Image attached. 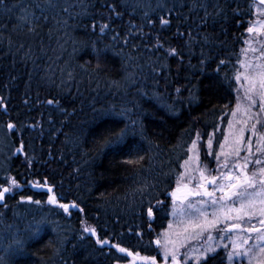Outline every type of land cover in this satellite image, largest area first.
Returning <instances> with one entry per match:
<instances>
[{
    "label": "trees",
    "instance_id": "obj_1",
    "mask_svg": "<svg viewBox=\"0 0 264 264\" xmlns=\"http://www.w3.org/2000/svg\"><path fill=\"white\" fill-rule=\"evenodd\" d=\"M37 2L6 0L9 6L34 7ZM203 2L210 13L219 5L225 15L201 26L204 10H192L193 0H59L60 7L74 6L72 17L58 7L48 13L47 21H41L38 35L27 34L24 28L15 30L19 7L11 13L0 8V98L8 109L7 114L0 113V128L12 123L15 131L5 137L12 146L23 145L21 155L5 163L0 160L2 174L7 172L21 187L15 195L6 196L4 204L10 209L0 213L4 218L0 247L6 248L16 238L26 240L25 249L10 257L11 264H116L117 257H124L115 249L97 246L91 237L84 235L81 240V221L96 229L97 238L153 255L155 237L166 228L169 209L154 208L150 220L149 202L165 200L173 189L196 132L204 142L212 133L215 149L216 129L221 132L235 106L238 88L234 80L229 87L224 75L231 76L234 66L240 67L237 61L249 36L246 29L253 24L254 6H258L248 0ZM108 3L115 4L122 15L110 14ZM81 4L86 5L83 11ZM169 8H173L170 16ZM145 11L152 26L143 18ZM161 16L171 23L162 27ZM104 23L110 27L101 33ZM130 24L143 25V33L135 29L129 33ZM178 30L185 33L184 38L178 37ZM188 31L194 37L190 46H186ZM116 33L119 37L114 40ZM157 38L164 49L177 48L182 59L166 55L164 49L153 50ZM29 48L30 58L25 55ZM220 59L231 62L217 76ZM190 94L196 99L190 101ZM122 110L126 115L114 114ZM133 120L137 124L130 138L142 145L138 155L144 159L128 164L125 161L134 157L110 151L101 137L109 129L131 127ZM26 149L29 154L24 153ZM0 184L5 185L1 178ZM49 195L59 203L77 202L84 210L72 213L65 222L71 231L63 247H58V235L48 231L38 242L28 239L23 223L15 221L14 228H4L11 224V209L21 197L44 203ZM165 204L169 205V199ZM128 260L122 258L119 264ZM212 264H220V257Z\"/></svg>",
    "mask_w": 264,
    "mask_h": 264
},
{
    "label": "snow or ice",
    "instance_id": "obj_2",
    "mask_svg": "<svg viewBox=\"0 0 264 264\" xmlns=\"http://www.w3.org/2000/svg\"><path fill=\"white\" fill-rule=\"evenodd\" d=\"M258 4L264 14V0H258ZM139 6V5H137ZM19 7L20 15L16 17V31L20 28L26 29L27 34L38 35V29L41 26V21L48 20V13L54 12L58 7L60 11L65 13L69 18L72 17L73 5L60 7L59 0H44L43 4L38 2L33 6H23L12 4L9 6L6 4V0H0V8H3L7 13H11L13 9ZM82 11L86 8V5H80ZM110 14H114L119 17L122 15L118 11L117 6L112 3L106 4ZM159 7H163L160 5ZM175 7V6H174ZM197 8H203L204 15L200 17L201 26H207L209 20L215 23V17H222L225 15V10L219 5L215 6L214 14L208 11V6L203 0H193L192 10ZM37 10L39 15H37ZM173 8L166 10L167 15L170 16ZM81 13H77L80 15ZM144 20L149 26L154 24L153 20L149 17L148 11L144 12ZM57 23L67 24V20H57ZM159 23L162 27L168 26L171 21L165 16L159 18ZM95 30L96 25H92ZM109 24L104 23L99 27V31L104 33L109 29ZM4 30L8 28L7 24L3 25ZM138 30L143 33V25L130 24L128 32L132 33L133 30ZM248 33L257 34L258 48H254L249 44V49L252 52H259V55L255 57V62L252 60H246L244 62L237 61L240 64L239 68H235L232 75L225 73L224 80L228 82L229 87L232 86L234 80L239 85L235 91L238 93L237 102L234 109L231 111V116L236 117L242 113L243 120H237L236 123L243 125L239 128L233 127V121H228V130L231 136L229 143V137L225 136V142L219 144V151H211L213 148L212 136L209 134L208 140L205 142V147L210 151L207 155L214 157L219 167L225 169L224 172H220L219 175H212L210 177L205 176V172L200 170V182L195 187L190 188L187 183L182 186L178 183L177 187L168 192L165 196V200H171V215L176 221V227L173 228V223L169 222V233H161L158 235L154 243L161 249L158 255L163 257L164 264H212L213 260L220 257V253L217 251L219 245L213 246L212 231L219 228L223 223L224 227L219 228L221 232L227 233L228 239L231 244H224L222 247L225 251V257H220V264H233L235 258H239L243 264V261H247V264H264V119L261 115L264 114V19L260 20L255 27H248L246 29ZM2 35V34H0ZM177 35L180 38H184L185 33L177 31ZM188 40L186 46H190L194 39L191 31L187 32ZM119 37V33L113 36L116 40ZM255 38V37H254ZM207 40V38H205ZM127 38L124 39V43H127ZM9 47H11V38H8ZM245 43H249L245 41ZM20 48H24L23 44L19 45ZM157 51L164 49V45L157 43L154 45ZM93 52L99 56L100 50H98L95 44L92 45ZM166 55L173 57H180L182 59V53L175 47H169L164 49ZM26 57H31V49L26 52ZM230 60L220 59L216 68L217 76L222 68H226L230 63ZM201 71L206 64L203 52L201 53ZM242 69V70H241ZM155 70V68H154ZM71 75V73H69ZM242 90V96L239 93ZM179 91V90H178ZM194 94H190V101L195 100ZM244 101L242 104L241 101ZM3 98H0V106H2ZM58 103V101H56ZM48 104L54 103L53 100H48ZM228 108V105H224ZM257 111H253V109ZM116 115H126L122 110L120 113H114ZM103 123V122H102ZM137 121H131V127L125 125L123 128L109 129V134L106 137H101L104 140V145L110 151L118 154H124L129 157L125 161L128 164L138 163L144 159L143 156H139L142 145H140L135 139L130 138V133L135 135V127ZM259 126V127H258ZM8 129H13L15 126L12 123H8ZM219 130V129H217ZM245 131H250L251 135L247 140L244 138ZM143 135V132H140ZM253 137L255 140V148L253 146ZM202 139L199 132H196L195 138L191 140L190 146L187 148V152L193 155H189L188 160H185L181 167L189 164L190 160H199L197 153L198 142ZM226 144H229L228 150H225ZM19 151V149L17 150ZM244 153L242 156L241 153ZM222 161V162H221ZM31 164V161H29ZM250 165L252 166L250 168ZM233 172L236 174L234 175ZM184 174L182 173L181 176ZM190 180L191 178L188 177ZM224 180L227 183H220ZM4 184H0V202L6 201V194L12 191L13 187L18 186L14 178H6ZM212 185L213 190L209 191L206 185ZM148 189H153L154 185H148ZM52 191L51 188L48 189ZM217 192L220 193L217 196ZM150 194V193H149ZM192 197H207V200H199L196 202L184 201ZM24 200V197H21ZM28 201L40 205V200H32L29 196L26 198ZM165 200L157 199L156 204L152 205L149 202L146 214L147 217L153 218L154 208L162 210L168 208L169 205L165 204ZM177 201L179 204L177 205ZM49 204H58V207L63 210L64 213H70L71 208H79V205L75 202L72 203H58L57 198L53 195L48 196ZM206 206V207H205ZM7 207V204H4ZM212 209L208 211L207 209ZM81 212L84 210L79 208ZM255 221V222H253ZM48 223L47 220H40L30 225L27 236L28 239H43L40 233L44 230V225ZM85 226L82 229V233H90L91 236H96V229L86 224V221H81ZM149 230H151V223H149ZM255 234V242L249 245V240L253 238ZM139 236L140 234L137 233ZM232 235L235 239H232ZM160 236H163V242H161ZM84 235L81 234L80 239L84 240ZM222 239L225 237H221ZM203 241L200 247H196L193 242ZM98 245H108L110 250L115 249L117 253L125 254L124 257H117L116 264H119V260L126 257H132L133 261L138 257L143 264H159L157 256L144 255L141 256L138 251H130L127 247L121 246L119 242L112 243L107 239L97 238L95 241ZM26 247V240L16 238L10 243L0 255V264H11L10 257L15 253L22 252ZM180 249H185V252L180 253ZM182 255V259L180 256Z\"/></svg>",
    "mask_w": 264,
    "mask_h": 264
},
{
    "label": "rangeland",
    "instance_id": "obj_3",
    "mask_svg": "<svg viewBox=\"0 0 264 264\" xmlns=\"http://www.w3.org/2000/svg\"><path fill=\"white\" fill-rule=\"evenodd\" d=\"M254 13H255V20H254L253 24L251 25L252 27H255L260 20L264 19V14H262V9H261V7L259 5L258 6H254ZM257 39H258L257 34L249 33V36H248V39H247V41L249 43H246V46H245V48H244V50L242 52V55H241V61L240 62H244L246 60H252L253 62H255V57L259 55V52L258 51L255 52V53L252 52L249 49V44H251V46L254 47V48H258L259 45L257 44ZM238 87H239V85H238ZM242 94L243 93H242V90H241L239 95L242 96ZM237 95H238V93H236L235 104L237 102ZM241 103L243 104L244 101L242 100ZM234 107H233V109H234ZM253 111L255 112V111H257V109L254 108ZM261 118L264 119V114L261 115ZM243 119H244V116H243L242 113L238 114L236 117H232L231 113H230V115L228 116V118L226 119V121H225V123L223 125V128H222L221 132H219L217 130L218 128L216 129V132H217V144L215 146V149L212 148L211 151H219V144L225 142V136L229 137V143H230L231 136H230L229 130H228V121L232 120L233 121V127L234 128H239V127H242L243 125L236 123V121L237 120H243ZM250 135H251L250 131H245V133H244L245 140H247ZM255 140H256V138L253 137V146H254V148H255ZM213 141H214V139H213ZM204 145H205L204 141L200 140L198 142V149H197V153L195 155H198L199 160H196V159L190 160L188 165H186L184 167H181V171H180V174L178 176L177 182H176V184H175V186L173 187L172 190H174L177 187L178 183L181 186L183 184L187 183L190 188L195 187V185L200 182V170H203L205 172V176H208V177H210L212 175H219L220 172H224L225 171V169L222 166L219 167V172L216 171V169L218 168L217 162L214 159V157L207 155V152L210 151V150L207 149ZM228 148H229V144H226L225 150H228ZM13 155H14V150H13L12 146L9 144V142L7 141L5 136H3V137L1 136L0 137V160H2L3 163H5V161L10 159V157H12ZM189 155H193V154L188 153L187 149H186V158H185V160H188ZM241 155L243 156L244 153L242 152ZM204 156H207L205 158L206 161L203 160ZM184 161H183V163H184ZM251 167L252 166L250 165V168ZM182 173L184 174L183 176H181ZM233 174L235 175L236 173L233 172ZM188 177H190L191 179L189 180ZM0 178L5 183L6 178H12V177L9 174H7V172H4V174H2V172L0 170ZM219 182L220 183H227V181H224V180H221ZM4 186H8V185L5 183ZM20 189H21V187L19 185L16 186V187H13L12 191L7 193L6 196L15 195L17 193V191H19ZM212 190H213V186H210V191H212ZM219 195H220V193L217 192V196H219ZM201 199L207 200L208 198L207 197L206 198L200 197L198 199H192L191 197H188V199L185 200L184 202L185 203H187L188 201L196 202V201H199ZM178 204H179V201H177V205ZM0 208H1L0 213H2L4 211L6 212L8 209H10V208L4 207V203H3V205H0ZM42 209H43V205H33V204H31L30 201L21 200L19 204H17L13 209H11L12 212H10V214L13 217V220L11 221V224L8 225V226H5L4 228L5 229L14 228L13 226L17 225V223H23L22 226L25 227L26 224L29 225L30 222H32L33 220L40 219V216L43 215V213H44L42 211ZM168 209H169L168 210L169 211L168 212L169 221H168V223L166 225V228L163 231H161L160 233L157 234V236L155 237V240L157 239L159 234L171 232V230L168 229L169 222L173 223V228L176 227V221L173 218V216L170 214L171 213V200L170 199H169V207H168ZM54 210H56V212L58 211V212H61V213L65 214L63 212V210L58 207V204H57V206H55ZM207 210L211 211L212 209L208 208ZM24 216L27 217V220H25L23 218ZM151 220H152V218H151ZM3 221H4V218L1 217L0 218V226H4L3 225ZM253 222H255V221H253ZM222 227H224L223 223L219 226V228H222ZM219 228L212 231V235H213L214 239L212 241H210L209 243H211L213 246H217V245L221 246V247L217 248V251L220 253V257H225L226 254H225V251H224L222 246L224 244H228L229 245V250L231 249L230 241L227 238L229 234L221 232L219 230ZM84 234L87 235V236H91L90 233H84ZM221 237H225V238L222 239ZM163 238H164L163 236H160L161 242H163ZM231 238L235 239V236L232 235ZM254 242H255V234H253V238L251 240H249V245L253 244ZM202 243H203V241L193 242V244L196 247H200V245ZM153 244H154V249H155V251L153 252V255L156 256L161 251V249L158 248V246L155 243H153ZM1 247H0L1 250L3 248L5 249L4 246H1ZM183 252H185V249H180V253L182 254ZM159 256H160V260H161L162 264H164L163 257L161 255H159ZM180 258L181 259L183 258L182 255L180 256ZM127 264H135V261L131 260V262L127 263ZM168 264H170V259H169ZM189 264H191V262H189ZM225 264H227L226 260H225ZM233 264H242V262H241V260L239 258H235L234 261H233ZM243 264H247V261L246 260L243 261Z\"/></svg>",
    "mask_w": 264,
    "mask_h": 264
},
{
    "label": "bare ground",
    "instance_id": "obj_4",
    "mask_svg": "<svg viewBox=\"0 0 264 264\" xmlns=\"http://www.w3.org/2000/svg\"><path fill=\"white\" fill-rule=\"evenodd\" d=\"M150 49H152V47ZM153 50H156V48L154 47ZM7 110L8 109H7L6 103L5 102H2V106H0V113L3 112L5 114H7ZM13 131H15V127L13 129H8V127H7V129H1L0 128V135L7 136V135H9V133H11ZM22 147H23V145L21 143L18 144V146H12V148L14 150V155H21L22 154ZM18 149H19V151H17ZM24 153H28L29 154L30 153V149H28V150L26 149L24 151ZM36 188L38 190L40 189V187H35L34 186V189H36ZM47 201H48V198L45 199L44 203H41L40 204V205H43L42 211L44 212L43 215L40 216V219L33 220L32 222H30L29 225L26 224L24 230H25V233H26V236H27V233H28V230H29L30 225H34L35 222L40 221L42 219L43 220H47L48 223L43 226L44 227V230L40 233V236H42L43 234H46L47 231L50 232L51 234L58 235V238L60 240V245L58 247L60 248V247H63L64 246L63 245L64 244V241L67 240V237H68V235L70 234V231H71L70 225L67 224V223H65V222H67V221L70 220V218L72 216L71 215L72 213H78V214L81 213L82 214V212L79 210V208H81V205L78 204L79 205V208H71L70 209V213L63 214V213L58 212V211L57 212H54V210L50 208L53 205L47 203ZM72 202H74V201H71L70 203H72ZM58 203H59V201H58ZM75 203H77V202H75ZM31 204L36 205V204H34L32 202H31ZM0 205H2V204H0ZM55 206H57V204H55ZM5 216H8V215H5ZM23 218L25 220H27V217L24 216ZM83 227L81 228V232H82ZM82 234L85 235L84 233H82ZM85 236L86 237H91L93 239L94 243H95V241L97 239V236H87V235H85ZM97 246H99V247H109L108 245L101 246V245H98V244H97ZM119 254H121V253H119ZM121 255L122 256H125V254H121Z\"/></svg>",
    "mask_w": 264,
    "mask_h": 264
},
{
    "label": "flooded vegetation",
    "instance_id": "obj_5",
    "mask_svg": "<svg viewBox=\"0 0 264 264\" xmlns=\"http://www.w3.org/2000/svg\"><path fill=\"white\" fill-rule=\"evenodd\" d=\"M206 186L208 187V189L210 191V186H212V185L209 184V185H206ZM189 197H191L192 199H198V198H200V197H192V196H189ZM204 198H206V197H204ZM141 256H144V255H141ZM156 256H157V260H158L159 264H162V262L160 260V256L159 255H156ZM131 260H133V258H131L130 260H128V263H130ZM135 264H143V262L140 261V259L137 257L136 260H135Z\"/></svg>",
    "mask_w": 264,
    "mask_h": 264
},
{
    "label": "water",
    "instance_id": "obj_6",
    "mask_svg": "<svg viewBox=\"0 0 264 264\" xmlns=\"http://www.w3.org/2000/svg\"><path fill=\"white\" fill-rule=\"evenodd\" d=\"M248 1H250V2H253V3H255V4H258V0H248ZM259 5V4H258ZM4 202V201H3ZM3 202H0V204H3Z\"/></svg>",
    "mask_w": 264,
    "mask_h": 264
}]
</instances>
